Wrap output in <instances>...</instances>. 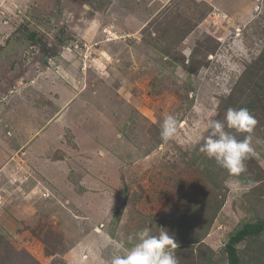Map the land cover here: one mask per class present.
<instances>
[{"label": "rangeland", "instance_id": "1", "mask_svg": "<svg viewBox=\"0 0 264 264\" xmlns=\"http://www.w3.org/2000/svg\"><path fill=\"white\" fill-rule=\"evenodd\" d=\"M0 21V264H109L145 227L229 264L264 221V103L243 173L198 149L264 75V0H0ZM237 251L264 264V232Z\"/></svg>", "mask_w": 264, "mask_h": 264}, {"label": "clouds", "instance_id": "2", "mask_svg": "<svg viewBox=\"0 0 264 264\" xmlns=\"http://www.w3.org/2000/svg\"><path fill=\"white\" fill-rule=\"evenodd\" d=\"M258 121L247 108H228L223 120L209 119L206 123L207 135L199 146V152L206 155L230 174L239 175L246 170L245 161L253 152L252 133ZM199 130L200 125H196ZM247 133L238 139L230 130ZM178 120L167 115L161 125L160 136L164 141L175 137ZM158 234H152L145 227L128 236L131 247L124 248L122 254L112 256L109 264H179L176 256L178 244L173 235L163 227Z\"/></svg>", "mask_w": 264, "mask_h": 264}, {"label": "trees", "instance_id": "3", "mask_svg": "<svg viewBox=\"0 0 264 264\" xmlns=\"http://www.w3.org/2000/svg\"><path fill=\"white\" fill-rule=\"evenodd\" d=\"M260 63V61H256L254 63L255 66ZM262 69V68H261ZM264 74V69H262ZM251 91L248 95H244L245 100H248V110L251 113H257L256 110L264 103V75L261 80L256 77L248 84ZM245 92H242L243 94ZM239 139H243L240 137ZM264 232V221H259L257 223H248L244 225L240 230H238L235 234L231 236L229 242L226 246V252L228 254V263L229 264H241V260L237 251V246L248 236H259Z\"/></svg>", "mask_w": 264, "mask_h": 264}, {"label": "crops", "instance_id": "4", "mask_svg": "<svg viewBox=\"0 0 264 264\" xmlns=\"http://www.w3.org/2000/svg\"><path fill=\"white\" fill-rule=\"evenodd\" d=\"M1 22V21H0ZM10 35H12V30H11V28L9 27V25H7V24H2V23H0V37H4L6 40L5 41H1L0 42V52H1V49H2V47L3 48H5L6 47V45H7V42L6 41H9V39H10ZM3 45V46H2ZM5 45V46H4ZM3 50H5V49H3ZM3 53H5V52H3ZM44 76H45V74H43ZM33 82V81H32ZM56 84H58V83H55V85ZM37 85V84H36ZM48 88L50 89V87H49V84H48ZM45 95V94H44ZM43 95V96H44ZM59 99V98H58ZM58 114V113H57ZM51 125H53V124H51ZM39 169H41V166L39 167ZM38 169V170H39ZM42 171V170H41ZM44 172V171H43ZM101 172V173H100ZM102 172H104V171H97V173L98 174H103ZM47 176H48V173H46V172H44ZM98 174L96 175V176H98ZM98 177H100V179H104V178H102L101 176H98ZM107 178H106V180L108 179V177H110V176H106ZM94 179H96V178H94ZM104 181H105V179H104ZM107 181H109V179L107 180ZM82 183H84V182H82ZM86 187L87 188H90L89 186H87L86 185Z\"/></svg>", "mask_w": 264, "mask_h": 264}, {"label": "water", "instance_id": "5", "mask_svg": "<svg viewBox=\"0 0 264 264\" xmlns=\"http://www.w3.org/2000/svg\"><path fill=\"white\" fill-rule=\"evenodd\" d=\"M45 60H47V58Z\"/></svg>", "mask_w": 264, "mask_h": 264}]
</instances>
